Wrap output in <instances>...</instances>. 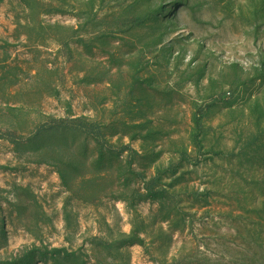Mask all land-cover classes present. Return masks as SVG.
Here are the masks:
<instances>
[{
	"label": "rangeland",
	"instance_id": "1",
	"mask_svg": "<svg viewBox=\"0 0 264 264\" xmlns=\"http://www.w3.org/2000/svg\"><path fill=\"white\" fill-rule=\"evenodd\" d=\"M0 264H264V0H0Z\"/></svg>",
	"mask_w": 264,
	"mask_h": 264
},
{
	"label": "trees",
	"instance_id": "2",
	"mask_svg": "<svg viewBox=\"0 0 264 264\" xmlns=\"http://www.w3.org/2000/svg\"><path fill=\"white\" fill-rule=\"evenodd\" d=\"M54 123L65 124L63 121H58V122H54ZM77 125H78V127L84 129L87 133H89L91 135L97 134L96 130L94 129V127L91 124L78 122Z\"/></svg>",
	"mask_w": 264,
	"mask_h": 264
}]
</instances>
